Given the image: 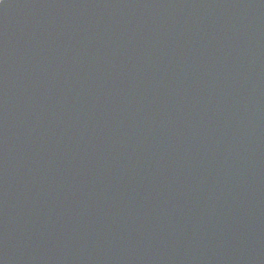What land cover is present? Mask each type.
<instances>
[{"label":"water","instance_id":"water-1","mask_svg":"<svg viewBox=\"0 0 264 264\" xmlns=\"http://www.w3.org/2000/svg\"><path fill=\"white\" fill-rule=\"evenodd\" d=\"M0 264H264V0H3Z\"/></svg>","mask_w":264,"mask_h":264},{"label":"snow or ice","instance_id":"snow-or-ice-1","mask_svg":"<svg viewBox=\"0 0 264 264\" xmlns=\"http://www.w3.org/2000/svg\"><path fill=\"white\" fill-rule=\"evenodd\" d=\"M3 3V0H0V4H2Z\"/></svg>","mask_w":264,"mask_h":264}]
</instances>
